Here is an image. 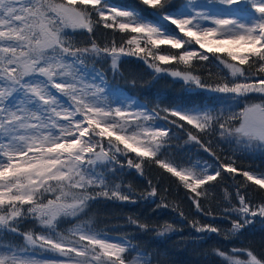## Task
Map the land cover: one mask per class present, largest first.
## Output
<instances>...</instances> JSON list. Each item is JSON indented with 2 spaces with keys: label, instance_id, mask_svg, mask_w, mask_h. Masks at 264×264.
<instances>
[{
  "label": "snow or ice",
  "instance_id": "snow-or-ice-1",
  "mask_svg": "<svg viewBox=\"0 0 264 264\" xmlns=\"http://www.w3.org/2000/svg\"><path fill=\"white\" fill-rule=\"evenodd\" d=\"M139 3L153 10L150 18L143 9L118 8L105 0H0V235L15 233L23 241L0 243V264H151L129 236L112 237L83 215L98 197L135 203L106 175L117 164L124 166L120 156L141 175L148 162L176 178L191 193L197 212H204L200 200L209 186L229 174L236 180L239 203L225 209L237 216L225 239L253 223L251 218L264 217V202L253 206L241 192L250 184L264 195V172L238 168L235 157L221 161L191 131L188 140L213 156L216 166L206 161L178 165L166 151L171 129L158 123L190 125L209 137L234 141L238 149L264 151V100L246 99L264 97V0H186L178 8L172 0ZM99 27L120 33V43L99 46L94 39ZM66 30L87 32L91 44L81 46ZM210 55L227 70L215 84L190 71L195 60L209 61ZM124 56L141 58L155 74H167L186 87L230 102L244 98V107L224 120L214 107L148 109L131 99H110L104 74L96 71L88 78V65L107 60L115 72ZM173 64L186 70L167 67ZM148 195L155 197L156 188ZM225 199H230L227 192ZM29 220L33 227L22 231ZM66 220L73 223L61 230ZM129 223L144 231L150 227L132 217ZM191 223L197 233L221 231L213 224ZM172 230L165 222L157 235ZM214 251L222 264H264L248 249Z\"/></svg>",
  "mask_w": 264,
  "mask_h": 264
},
{
  "label": "trees",
  "instance_id": "trees-1",
  "mask_svg": "<svg viewBox=\"0 0 264 264\" xmlns=\"http://www.w3.org/2000/svg\"><path fill=\"white\" fill-rule=\"evenodd\" d=\"M105 2L143 9L144 14L149 18L153 14V10L140 5L139 0H105ZM172 5L178 8L181 0H172ZM66 31L74 36L81 46H89L92 42L87 32ZM94 39L99 46L110 45L113 40L119 44L121 34L99 27L95 30ZM192 46L196 45L192 44ZM162 49L172 51L166 46H162ZM193 63L195 66L190 71L198 75L205 83L215 84L227 75V70L214 56L210 55L209 61L195 60ZM167 67L174 70H186L183 65L173 64ZM88 68L93 69L94 72L103 73L110 90H120L148 109L156 108L157 105L164 107L183 105L187 108L214 107L215 114L223 112V119L227 120V117L233 114L238 115L245 104L244 98L240 99L239 103L230 102L222 98L220 94L186 87L182 81L167 74L157 75L144 63L143 59L136 56L121 57L115 72L111 68L110 61L107 60H99L94 66L90 63ZM246 99L249 103H259L264 100V97L260 94H250ZM227 122L238 125L239 121ZM158 123L171 129L172 139L166 151L178 165L190 166L206 161L213 167L216 166L217 162L213 156L206 153L194 141L188 140V132L191 131L201 139L202 143L210 146L221 161L227 163L228 158L235 157L238 168L257 173L264 172V151L262 150L238 149L234 141L229 143L218 135L209 137L205 133L197 132L190 125L178 128L162 120ZM217 131H219L218 128ZM209 139H211L210 145ZM128 155L135 159L134 154ZM119 159L124 162V166L117 164L114 171L107 172L106 175L113 183L122 184L123 190L132 194L135 203L109 200L104 197L91 201L90 207L83 215L84 218H91L97 229L106 231L112 237L129 236L138 246L139 251L145 253L146 258L150 259L151 264H222V258L216 255L214 249L231 252L233 248L251 250L258 258L264 259V217L251 218L253 223L246 225L235 235H228L225 239V234L231 229V221L237 218L235 213L226 212L225 209L239 203L236 197V180H233L229 174L225 173L226 179H219L209 186L210 193L206 198L201 197L200 200L204 212H197L195 205L189 199L191 193L187 192L169 173H165L154 163L145 162L143 175H141L134 168L127 167L123 156ZM237 180L242 178L237 177ZM152 187L156 188L155 197L148 195ZM225 192L229 194L230 199H225ZM241 192L246 193L253 206H259L264 202V195L254 185L248 184L247 189H241ZM164 203H167L168 207L160 206ZM207 211H211L213 215H206ZM129 217L148 224L149 230L144 231L130 224ZM193 221H198L200 224H213L221 230L220 234L197 233L192 226ZM165 222L171 223L174 230L164 235H157V229ZM72 223L71 220L63 221L60 225L61 230H66ZM20 227L22 231L28 230L33 227V223L30 220L25 221ZM36 230L39 231L38 228ZM0 243L18 245L23 241L21 236L7 232L0 235ZM241 258L247 257L241 255Z\"/></svg>",
  "mask_w": 264,
  "mask_h": 264
},
{
  "label": "rangeland",
  "instance_id": "rangeland-1",
  "mask_svg": "<svg viewBox=\"0 0 264 264\" xmlns=\"http://www.w3.org/2000/svg\"><path fill=\"white\" fill-rule=\"evenodd\" d=\"M106 3H108V2H106ZM184 3H186V0H181V5L184 4ZM108 4H110V5H114V6L118 7V8L129 7V6H127V5H126V6H125V5H122V6H121V5L112 4V3H108ZM163 23L167 24V22H163ZM169 27L174 29V26H169ZM176 34L179 35L178 32H177ZM193 44H194V43H193ZM192 48L198 50V45H196V46H192ZM201 51H202V50H201ZM93 75H95L94 70L91 69V68H88V78H91ZM97 82H99V81L97 80ZM108 91H109L110 99L127 98V99L134 100L133 98H130L128 95H126L125 93L121 92L120 90H110V89H108ZM134 101H135V100H134ZM138 103H139V102H138ZM139 104H140V103H139ZM141 105H142V104H141ZM195 164H196V163H195ZM201 164H203V163H201ZM210 170H211V169H210Z\"/></svg>",
  "mask_w": 264,
  "mask_h": 264
}]
</instances>
